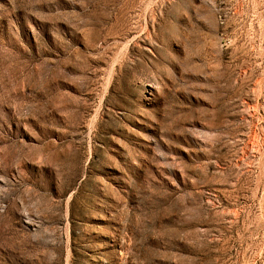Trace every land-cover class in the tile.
<instances>
[{"label": "rangeland", "instance_id": "obj_1", "mask_svg": "<svg viewBox=\"0 0 264 264\" xmlns=\"http://www.w3.org/2000/svg\"><path fill=\"white\" fill-rule=\"evenodd\" d=\"M0 264H264V0H0Z\"/></svg>", "mask_w": 264, "mask_h": 264}]
</instances>
